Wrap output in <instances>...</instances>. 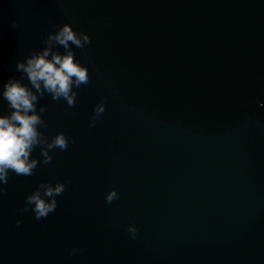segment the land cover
<instances>
[{
  "label": "water",
  "instance_id": "obj_1",
  "mask_svg": "<svg viewBox=\"0 0 264 264\" xmlns=\"http://www.w3.org/2000/svg\"><path fill=\"white\" fill-rule=\"evenodd\" d=\"M68 22L91 36L75 49L91 79L74 108L39 100L70 143L10 173L0 264H264V0H0V87ZM67 180L46 218L24 211Z\"/></svg>",
  "mask_w": 264,
  "mask_h": 264
},
{
  "label": "clouds",
  "instance_id": "obj_2",
  "mask_svg": "<svg viewBox=\"0 0 264 264\" xmlns=\"http://www.w3.org/2000/svg\"><path fill=\"white\" fill-rule=\"evenodd\" d=\"M11 27H20V22L14 20ZM91 42L87 32L78 31L71 22L64 23L47 34L43 39L44 47L17 61L16 70L22 75L19 78L10 77L0 87V99L7 102L9 109L7 114L0 111V194L6 190L10 173L32 176L41 163H52L55 149H68L70 138L65 132H58L49 139L43 131L48 127L42 115L47 106L41 105L39 110L37 106L39 100L48 94L54 101L64 100L69 108L75 107L79 88L91 79L88 66L76 58L75 49H84ZM25 78L28 83L23 82ZM105 108L103 100L96 105L92 125L102 116ZM36 148H39V155L33 158ZM69 183L70 180L55 184L41 181L26 196L24 211L30 209L37 220L46 218L56 210L57 197L65 192ZM117 198L118 192L113 188L107 193L105 202L110 204ZM20 223L17 220V224ZM128 230L133 236L138 231L135 225H130ZM77 251L73 248L70 254L74 255Z\"/></svg>",
  "mask_w": 264,
  "mask_h": 264
}]
</instances>
